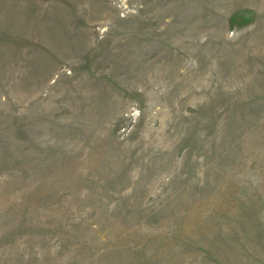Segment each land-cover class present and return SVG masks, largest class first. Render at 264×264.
I'll return each mask as SVG.
<instances>
[{
    "label": "rangeland",
    "instance_id": "obj_1",
    "mask_svg": "<svg viewBox=\"0 0 264 264\" xmlns=\"http://www.w3.org/2000/svg\"><path fill=\"white\" fill-rule=\"evenodd\" d=\"M0 264H264V0H0Z\"/></svg>",
    "mask_w": 264,
    "mask_h": 264
}]
</instances>
